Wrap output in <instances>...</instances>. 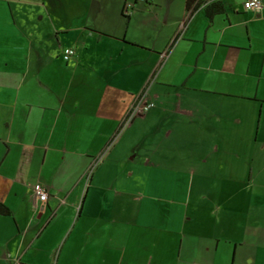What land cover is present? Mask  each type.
<instances>
[{"label":"crops","instance_id":"crops-1","mask_svg":"<svg viewBox=\"0 0 264 264\" xmlns=\"http://www.w3.org/2000/svg\"><path fill=\"white\" fill-rule=\"evenodd\" d=\"M40 1L0 7V264H264V0Z\"/></svg>","mask_w":264,"mask_h":264},{"label":"built area","instance_id":"built-area-1","mask_svg":"<svg viewBox=\"0 0 264 264\" xmlns=\"http://www.w3.org/2000/svg\"><path fill=\"white\" fill-rule=\"evenodd\" d=\"M263 7L262 0H245L244 10L251 12H258ZM74 55V50L72 48H66L63 51V59L68 60ZM153 106L152 103H145L143 97H138L133 106L131 107L125 122L128 123L130 120L136 116H139L146 112L149 108ZM31 192L34 198L40 202H45L48 195L46 190L38 183H35L31 187Z\"/></svg>","mask_w":264,"mask_h":264},{"label":"rangeland","instance_id":"rangeland-1","mask_svg":"<svg viewBox=\"0 0 264 264\" xmlns=\"http://www.w3.org/2000/svg\"><path fill=\"white\" fill-rule=\"evenodd\" d=\"M32 2V5H29V9L30 11L33 12L32 14V18H34L35 14H37L36 16V23H38V25H42V27L45 25V22L40 20V11L42 10L41 5V1L40 0H0V7L4 8V9H8V3L10 4V7L15 9L16 11H20V10H26V3ZM92 2H96L95 0H88V6H90V3ZM54 4H56V1H54ZM13 44H16L15 42H13ZM16 53H20L19 51ZM22 53V52H21ZM0 55H3V53H1ZM97 162L99 161V159L96 160ZM94 168V167H93Z\"/></svg>","mask_w":264,"mask_h":264},{"label":"trees","instance_id":"trees-1","mask_svg":"<svg viewBox=\"0 0 264 264\" xmlns=\"http://www.w3.org/2000/svg\"><path fill=\"white\" fill-rule=\"evenodd\" d=\"M223 11L222 4L220 2H214L206 6L205 12L208 18H210L212 15L221 13ZM7 209L0 205V215H8Z\"/></svg>","mask_w":264,"mask_h":264}]
</instances>
